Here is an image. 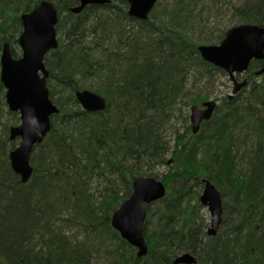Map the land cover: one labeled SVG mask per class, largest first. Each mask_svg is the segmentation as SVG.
<instances>
[{
    "label": "trees",
    "instance_id": "trees-1",
    "mask_svg": "<svg viewBox=\"0 0 264 264\" xmlns=\"http://www.w3.org/2000/svg\"><path fill=\"white\" fill-rule=\"evenodd\" d=\"M16 1L23 11L38 2ZM75 1L63 0L62 5L68 7ZM197 4L198 0H172L166 9L170 13L167 22H141L125 10L115 13L112 5L92 6L59 27L61 45L46 63L51 68L50 81L70 88L72 103L57 101L61 113L53 117L50 134L38 146L43 154L34 157L29 191L16 189L8 195L5 213L15 208V219L8 221L6 214L0 219V245L4 247L0 264H97L93 262L97 256L104 258L103 264H173L180 252L194 253L198 264H264V80L232 100L224 99L197 135L189 133V128L185 134L177 133L173 164L164 176L167 195L149 208L145 258H138L136 249L110 224L111 214L129 196L134 179L153 173L143 166L169 163L171 147L163 128L173 118L189 78L221 71L201 58L199 44L183 27L195 18ZM7 10L4 7L0 13V34L16 42L19 16ZM105 10L118 19L135 21L132 34L117 30L116 41L107 43L112 24L102 17L111 14L99 13ZM235 12L239 23L264 26V0H246ZM87 80L100 83L97 87L81 83ZM81 86L103 94L107 110L82 111L73 97ZM187 98L191 106L201 104L209 94L187 93ZM204 176L220 189L228 188L234 197L237 223L223 238L207 236L206 220L189 201ZM96 178L108 182L101 204L90 199ZM55 204L61 210H74L76 218L84 219V230L97 235L99 242L74 244L61 230L51 229L48 220ZM225 224L229 223L225 220ZM38 233L45 247L32 252L27 242ZM108 236L119 242L110 244Z\"/></svg>",
    "mask_w": 264,
    "mask_h": 264
},
{
    "label": "water",
    "instance_id": "water-1",
    "mask_svg": "<svg viewBox=\"0 0 264 264\" xmlns=\"http://www.w3.org/2000/svg\"><path fill=\"white\" fill-rule=\"evenodd\" d=\"M130 14L140 19H147L157 0H130ZM110 0H82L80 11L88 3H107ZM24 32L20 37L23 57L13 59L10 47L5 45L2 57V81L8 89L7 103L11 110H20L22 124L13 127L12 138L23 137L22 145L12 152L14 170L27 182L33 169L29 165L31 149L41 142L51 128V116L58 108L49 98L46 86L48 71L43 59L51 48L57 47L55 24L58 14L48 2H42L33 12L22 17ZM203 57L225 68L233 77V73L247 70L253 59H264V27L256 25H240L229 29L226 39L220 46H199ZM40 71L44 76L41 77ZM264 72V67L258 74ZM234 79V77H233ZM246 82L237 84L235 92ZM77 96L89 110H103L106 100L102 96L84 90ZM1 103V100H0ZM206 109L192 108L191 120L193 131L200 129L203 121L211 119L216 108V102L205 103ZM134 194L115 212L112 218L113 226L132 245L138 248V256L148 253V245L143 235V224L147 213V203L162 198L166 193L165 186L154 178L140 177L134 182ZM202 202L210 205L212 211L209 233L215 235L222 222L221 199L217 188L207 182ZM195 259L186 254L179 257L176 263H193Z\"/></svg>",
    "mask_w": 264,
    "mask_h": 264
},
{
    "label": "bare ground",
    "instance_id": "bare-ground-1",
    "mask_svg": "<svg viewBox=\"0 0 264 264\" xmlns=\"http://www.w3.org/2000/svg\"><path fill=\"white\" fill-rule=\"evenodd\" d=\"M44 1L50 3L53 6V8L55 9V11L57 12V14H58V21L55 24L57 47L51 48L50 50H48V52L45 54L44 59H43V63L45 65V68L48 71V76L46 78V86H47V88L49 90V98L52 101V103L58 108V112H55L54 114H52V116H51V128L47 132L46 136L43 138V140L41 142H37L32 147L31 153H30V159H29V165L33 169L32 175H31L30 179L27 182H23L22 181V176L19 173H17L14 170V168H13V164H12L13 160H12V157H11L12 152H14L17 149H19L21 147V145H22V142H23V137L22 136H17L15 138H12V136H11L12 135V132H11L12 130L11 129L13 127H17V126H20L22 124V114H21L20 110H17V111L11 110L9 105H8V103H7L6 94H7L8 89L4 85V82L2 81V57H3V52H4L6 44H8L9 47H10L13 59L19 60V59H21L23 57L24 51H23V48H22V46L20 44V37H21L22 33L24 32V25H23L22 17L25 14H30L31 12H33ZM62 2H63V0H38L37 4L34 5L32 8H30L29 10L23 11V10H21V8H18L21 5L16 0H0V13H1V11H2V9L4 7L8 9L7 10L8 14H11L12 12H16L18 14V16H19V20H20V24H21V26H20L21 30L17 34V38H16L17 41L16 42L14 41L15 44L21 49V53L20 54H18L16 48H14V46H13L14 44L12 43L13 41L5 39V36L3 34H0V36L3 35V38L0 40V82H1V84L3 86V89H4V92L0 94V100H1L0 108H1V105L3 104V101H4L5 104L8 106L9 114L11 113V115H13L14 117L15 116H16V118L18 117V120H19L18 124L15 123V124L11 125L9 128L8 127L6 128V133H8L7 136H6V141H7V146L6 147L9 150L7 149L8 154H7V158L5 159L6 161H1L0 160V201H2L1 199L7 200L8 197H9L8 194L9 193L12 194L14 192V190H16V189L19 190V191L28 190L27 186L30 185L33 182L34 175H35L36 166H35V162H34V157L37 158L38 155H40L41 153L43 154V151H40L38 146L41 145L42 143H44V141L46 140V138L50 134V132L52 130V127H53L52 126L53 117H55L56 115H59L61 113V107H60L59 103H57L58 100H54L53 99L54 94L57 95L58 91H57L56 88H54L51 85V81H50L51 68L46 63L47 57L50 56V54L52 52L58 50L60 45H61V41L63 39V34L60 32L59 27L61 25L69 24L72 21L74 16H78V15L83 14L85 11H87V9L89 7H92V6L112 5L113 6V11L115 13L116 12H121L122 10H125L129 17H131V18H133L135 20L141 21V22L148 21L149 19H153V20H155L157 22H160V21H166L167 22L168 18L170 16V13L168 11H166V10H163L164 12H161V15H158L159 10L162 7V5L160 4L161 0H157L156 1L153 9L150 11V13L148 15V18L145 19V20L137 18L136 16H133V15L130 14V7H131V1L130 0H110V2L101 3V4H99V3H88L80 11H75V9L82 7V5H83L82 0H76L72 5H69L68 7H66V6L64 7L62 5ZM10 7H13V10H11V9L9 10ZM101 12H103L104 15L111 14V16H103L102 18L108 19V21L112 24V25H110L111 29L109 30L108 36L111 37V39H113L114 42L116 41L115 38L118 36V32H117V35L115 33V31H117V30H124V31H122V33L132 34L130 28H131V26H136L135 21L129 22L128 20H125V19H118V18H116L117 15H114V13H112L109 10L100 11L99 13H101ZM0 18H1V16H0ZM12 23H13V21H11V20L8 21L9 26H11ZM240 25H256V26H259V27H264V26L259 25L257 23H239V22L235 23V25H233L232 27L240 26ZM108 27H109V23H108ZM183 27L186 29L184 23H183ZM231 28H229V29H231ZM229 29L226 30V31H223L219 38L209 39V40H207L208 43L201 44V45H203V46H220L223 43V41L226 39ZM186 32L188 33L189 36H191L187 29H186ZM86 33H89V31H86ZM90 36H93V34H91ZM192 39H194V38L192 37ZM87 44L92 45L91 43H89V41H88ZM199 46L200 45H198L197 50H198L201 58L205 62L210 63L211 65H213L214 67L220 69L221 71H214L213 73H207V76H203V77L200 76L199 73H197L193 77H190V78H193L196 81H198V80L200 81L202 79H206V80H210L211 81L213 74H215V73L226 74L227 73L229 75L231 81L233 82V92H232V94H230L227 97H224L223 99H220V100L212 99V98L209 97L207 100H205L201 104L191 105L190 106L191 107V114H190V122H191V124L187 127L186 131L183 134H185L188 131V128H189L190 129L189 133H192L193 135H197L201 131L203 124L205 122H207V121H210L213 118L218 106L222 103V101L224 99L232 100L237 95L243 93L244 90L250 89L251 85L254 82L260 83V82H262L264 80V72L261 73V74H258V72L261 71L263 69V67H264V59L263 60L253 59L250 62L249 67H248L247 70H244L242 72H238V71L234 72L233 73L234 79H233V77L230 75V73L225 68H223V67H221V66H219L217 64H214L211 61L206 60L203 57V55L201 54V52L199 51ZM109 48H114V47H112V45H110ZM246 74H247V76L250 77V79L247 78V77L242 79V77L245 76ZM40 75H41V77L44 76L42 71H40ZM257 78L259 80H257ZM253 80H255V81H253ZM243 82H246L245 85L241 89H239L238 91L235 92L236 85L237 84H241ZM81 83L84 84L85 82H81ZM96 83L99 84L100 82H96ZM60 86L63 87V90H65L68 93H70V90H69L70 88L63 86L62 84H60ZM51 87L54 88L53 89L54 91H52ZM81 87H78V88H76V90L73 91V97L77 101V103L80 106V109L82 111H85V112L91 113V114H96V113L105 112L107 110V108H108V100L103 94H101V93H99V92H97L95 90H92L91 88H88V87H84V86L82 88ZM186 87H187V85H186ZM84 90L93 92V93L98 94V95L102 96L103 98H105L106 107L103 110H89L88 108H86L84 106V104L80 101L79 97L77 96V92L78 91H84ZM3 94H4V96H3ZM209 101L216 102V108H215V110L213 112V116L211 117V119L203 121L201 123V125H200L199 131L195 133L193 131V122L191 120L192 108L194 106H197L199 109H203L204 110V109L207 108V106H205V103L209 102ZM15 140L16 141L18 140L19 144L17 146H12V142H13V145H14V141ZM174 143H175V140H174ZM9 144H11V145H9ZM171 153H172V151H171ZM167 159H168V156H167ZM168 161H169L168 164H162V165H168L169 166V170H170V165L173 164L172 155H171V158L168 159ZM148 167H150V166H148ZM145 170L149 171V169H145ZM169 170H168V172H169ZM167 173L163 174L162 177L158 176V174H155V173H151V175H140V176H137L134 179L133 183H132L131 192H130L129 196L125 200L121 201L118 204V206L116 205V209L114 210V212L110 216L111 227L119 234V236L123 240H125L127 243H129V241L126 240L122 236L121 232L113 226V224H112L113 215L134 194V192H135L134 182L136 181V179H138L140 177H146V178H154L158 182H161L166 188V193H165V195L162 198L147 203V213H146V218H145V221H144V224H143V235H144L145 241H146V243L148 245V253H149V244H148V241H147V238H146L145 226H146V222H147V219H148L149 208L154 207L157 202H159L160 200H162L163 198L166 197L167 192H168V188H167V186H166V184L164 182V176ZM14 176L17 177V178L15 179ZM111 178L113 179L114 176L112 175ZM199 181L201 183L200 187H194V191L196 192V197L194 196L195 192H193L194 199L193 198L189 199L191 207L198 209L199 217H202L204 220H206V216L204 215V213H202V211L203 210H207L208 211L209 216H210V221L209 222L206 221L207 227H206V230H205V233L207 234L208 237H210V238H218V237L223 238V236H225L226 234H230L229 233L230 232V229H229L230 226H234V224L237 223V218H236V215H235L236 214L235 211H237V210L235 209L236 206H235L234 197L232 196V193L228 191V188L220 189L218 187V185L212 179H210L207 176H204V177L200 178ZM207 182H209L211 185H213L215 188H217L219 190V192H220L222 222H221V225L219 226L218 231H217V233L215 235H212V234L209 233V229L211 228V220H212V211H211L210 205H207V204L202 202V197L204 195V191L206 189ZM200 189L202 190L201 193H200ZM228 197H231L232 203L228 202V200H227ZM15 210H16L15 208H11V209L8 210V213H7V210H6V213H5V206H4V209L0 212V219L2 217H5L4 215L6 214L7 220L13 222L14 219H15L13 217V213H14ZM52 212H53L52 216L53 217L57 216L55 219H58L60 217V215L62 214L61 205L60 204L59 205L55 204L53 206V208H52ZM225 220L229 224L227 225L228 226L227 232L224 234L222 232V228L224 226H226V224L224 225V221ZM26 231H28V229ZM109 238L111 239L110 244H112V245H115V244H117L119 242L115 238H111V237H109ZM43 242L44 243H43L42 247H45L44 244L46 242L44 241V239H43ZM129 244L136 249V256L138 258H145L148 255V253H147V255H145V256H141V257L138 256V254H137L138 253V248L136 246L132 245L131 243H129ZM2 250H4V247H2V245H0V261L1 262H2V260H4V257H2L3 256L2 252H1ZM186 254H190L195 259V262H193V263H176V260L179 257H182V256H184ZM173 264H198V259H197V256L194 253H192V252H182V253L180 252L173 259Z\"/></svg>",
    "mask_w": 264,
    "mask_h": 264
},
{
    "label": "rangeland",
    "instance_id": "rangeland-1",
    "mask_svg": "<svg viewBox=\"0 0 264 264\" xmlns=\"http://www.w3.org/2000/svg\"><path fill=\"white\" fill-rule=\"evenodd\" d=\"M172 0H161L162 7L159 10L158 15H161V12H164L163 10H166L168 7V4ZM246 0H198V4L196 6L195 10V17L188 22L184 23L186 29L190 33V35L194 38V40L197 41L199 45L208 43L207 40L209 39H216L219 38L223 31L228 30L231 28L235 23L238 22V16L236 15L235 8L241 7L244 5V2ZM167 11V10H166ZM2 34V33H1ZM3 38V35L0 36V40ZM90 39V38H89ZM88 39V40H89ZM107 43L113 42V39L111 37H107ZM207 41V42H206ZM14 45V48H16L17 53H21V49L15 44V42H12ZM245 77L249 78L247 74L242 77L244 79ZM257 80H259L257 78ZM98 81L96 80H87L85 83L87 85H92L94 87H97ZM51 85L57 89V95L54 94L53 99L58 100L61 99L62 102L65 103H71L69 100V93L65 90H63V87H61L55 80L51 82ZM186 92L177 100V103L174 107L173 111V118L169 121L167 125L163 128V134L166 139V141L169 143V146L171 147L170 152L168 153V159L171 158V151L174 148V140L177 135V133L183 134L187 127L191 124L190 122V114H191V107L187 105V93L191 94L192 96H195L198 94L199 91H203L204 93H208L209 97L212 99H223L224 97H227L228 95L232 94L233 92V82L231 81L229 75L222 74V73H215L212 75V79L206 80H194L193 78H190L187 82ZM52 91H54L53 89ZM4 96V94H3ZM19 120L18 117H14L9 114L8 106L3 101V104L0 108V160L6 161L7 158V145L5 146L4 141L6 140V136L8 133H6V128L10 127L11 125L17 123ZM4 144V145H3ZM19 144V141L15 140L13 146H17ZM11 145V144H9ZM5 146V148L3 147ZM9 150V149H8ZM145 169H149L150 172H153L155 174H158V176L162 177L163 174L167 173L169 170L168 165H162V164H154L153 166H143ZM108 182L106 180L102 179H95L91 186L90 193L93 195L92 203L101 204L102 198L104 194V186L107 185ZM202 190L200 189V193ZM123 194V193H121ZM8 195L11 196V193ZM110 194H106V197L109 198ZM196 197V192L194 194ZM0 201V212L4 209V206L8 203L9 200H3ZM228 202L232 203L231 197H228ZM202 213L206 216V221H210V216L207 210H203ZM228 216V215H227ZM55 217L49 218V226H53L51 229L55 230H61L62 234L67 236L72 243L78 244L80 241L88 242V243H97L99 242L96 238L97 235L87 233L84 230V219L83 218H76L77 214L75 211H71L70 209L64 208L62 209V214L58 219H55ZM208 217V218H207ZM231 217V216H230ZM229 217V218H230ZM230 222V221H229ZM227 224L222 228V232L225 234L227 232ZM50 237V233L48 235ZM30 240L27 242L29 244V249H33L36 252L41 250L43 247V236L42 234L38 233L36 235H33L29 238ZM44 250V248H43ZM102 257V255H101ZM96 260V261H95ZM93 260L94 263L97 264H103L104 258H100L97 256L96 259Z\"/></svg>",
    "mask_w": 264,
    "mask_h": 264
}]
</instances>
